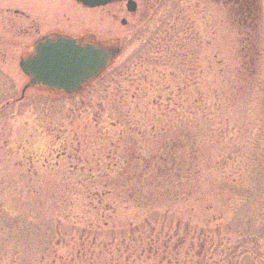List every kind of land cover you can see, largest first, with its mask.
<instances>
[{"label": "rangeland", "instance_id": "obj_1", "mask_svg": "<svg viewBox=\"0 0 264 264\" xmlns=\"http://www.w3.org/2000/svg\"><path fill=\"white\" fill-rule=\"evenodd\" d=\"M137 3L126 16L118 3L0 0V264H264V0L251 73L230 4ZM13 5L29 35L65 22L119 53L77 92L21 96ZM174 139L192 141L194 177L123 207L141 164L130 156Z\"/></svg>", "mask_w": 264, "mask_h": 264}, {"label": "trees", "instance_id": "obj_2", "mask_svg": "<svg viewBox=\"0 0 264 264\" xmlns=\"http://www.w3.org/2000/svg\"><path fill=\"white\" fill-rule=\"evenodd\" d=\"M218 1H223L231 6V12L234 14L240 26L237 30L240 36H242V40H240L242 42V49L240 51L243 52L244 58L248 59V68L251 73L255 69L254 65L260 54L258 50L260 48V38L255 37V33L258 31L257 29H259V22H257L260 16L259 0ZM112 126L115 127L116 125L113 124ZM120 134L117 135L118 139H121ZM191 143L192 141L190 140H186L185 143L180 139H174L169 145L162 142L161 147L156 151L158 153L150 155L149 159L136 153L130 156L131 159L138 158L137 161L141 164L137 168H133L138 184L132 187L129 185V187L125 186L118 194L123 196V207L131 206L132 208L133 205L142 206L143 197L146 196V193L153 197L163 192L174 191L181 178L194 177V174L191 175L192 172L190 170L193 169V166L191 164L187 165L191 161L187 157L193 148ZM185 148L186 150H184ZM128 170L127 168L121 169L119 176L126 177L131 171ZM185 172L186 174H184ZM104 176L110 177L109 173H105ZM150 188L157 191L151 190ZM106 192L108 193V191Z\"/></svg>", "mask_w": 264, "mask_h": 264}, {"label": "water", "instance_id": "obj_3", "mask_svg": "<svg viewBox=\"0 0 264 264\" xmlns=\"http://www.w3.org/2000/svg\"><path fill=\"white\" fill-rule=\"evenodd\" d=\"M89 7L105 5L115 0H76ZM132 3L131 0H127ZM38 47V46H37ZM21 57L19 67L29 77L28 86L40 83L57 91L70 94L89 80L99 76L119 52L118 47L94 45L79 46L72 40L47 41V45Z\"/></svg>", "mask_w": 264, "mask_h": 264}, {"label": "flooded vegetation", "instance_id": "obj_4", "mask_svg": "<svg viewBox=\"0 0 264 264\" xmlns=\"http://www.w3.org/2000/svg\"><path fill=\"white\" fill-rule=\"evenodd\" d=\"M73 2H75L77 5H79L81 8H86V9H94L96 7H102L105 5H101V6H93V7H89L86 5H82L80 2H77L76 0H72ZM132 3H128L127 0H116V1H112L110 3H114L117 5H120L117 9V12H123L125 11L126 16L128 15H132L136 12L137 8H138V3L137 0H131ZM108 3V4H110ZM107 5V4H106ZM26 8L23 6L21 7L19 6H7V11L11 12L10 14H12L11 17L7 18V21H10V25L11 23H15V21L18 22L19 27L17 26V32H19L18 37L20 38V43L22 45L23 50L21 51V54L19 56V58L21 57H26L30 54L33 53V50L37 48H42L44 46L47 45V41H56L57 39H66V40H72L74 41V43L76 45L79 46H84V45H94V46H107L106 44H101L100 40L98 38H95V34H92L90 32H78L75 33L72 31H68L69 28H74V26L72 24H65V22H62V25H56V27L54 28H49L47 29L45 32L43 33H39L38 34V30L39 28L35 27V29L33 30L36 34L35 35H29L27 34V32L29 31L28 28H30L32 25H34L33 21L31 18H29V15L25 12ZM116 14H113V17H115ZM145 16H147V13H145ZM69 17V16H68ZM30 19V23L29 24H23L25 23L24 20H29ZM23 21V23H22ZM120 23L123 25L126 23V19L125 17L121 16L120 18ZM138 21L137 18H132V23ZM64 24L67 25L66 27H64ZM16 26V24H14ZM61 27V28H59ZM67 28V29H66ZM28 40V42H27ZM20 71L25 75L26 81H24V85L29 84L28 81H30V77L23 72V70L19 67ZM28 88H32V89H45V90H55L54 88L51 87H47L44 86L40 83L36 84L35 86H28L25 89ZM84 88V87H83ZM82 88V89H83ZM81 90V89H80Z\"/></svg>", "mask_w": 264, "mask_h": 264}]
</instances>
